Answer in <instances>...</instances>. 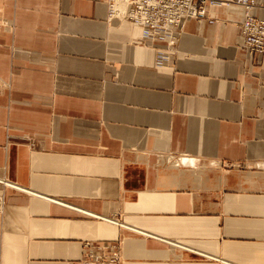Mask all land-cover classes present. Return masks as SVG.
Segmentation results:
<instances>
[{
	"label": "crops",
	"instance_id": "1",
	"mask_svg": "<svg viewBox=\"0 0 264 264\" xmlns=\"http://www.w3.org/2000/svg\"><path fill=\"white\" fill-rule=\"evenodd\" d=\"M207 13L170 53L104 0H0V264H264V57Z\"/></svg>",
	"mask_w": 264,
	"mask_h": 264
},
{
	"label": "built area",
	"instance_id": "2",
	"mask_svg": "<svg viewBox=\"0 0 264 264\" xmlns=\"http://www.w3.org/2000/svg\"><path fill=\"white\" fill-rule=\"evenodd\" d=\"M109 18L130 21L143 31L141 41L163 42L170 53L181 37L187 20L216 21L208 17V7L239 8L244 17L239 23L240 47L264 57V20L251 15L260 6L257 0H104ZM160 59H164V56ZM1 206V202H0ZM74 264H121L120 243H85L84 258Z\"/></svg>",
	"mask_w": 264,
	"mask_h": 264
},
{
	"label": "bare ground",
	"instance_id": "3",
	"mask_svg": "<svg viewBox=\"0 0 264 264\" xmlns=\"http://www.w3.org/2000/svg\"><path fill=\"white\" fill-rule=\"evenodd\" d=\"M0 211H1V206H0Z\"/></svg>",
	"mask_w": 264,
	"mask_h": 264
}]
</instances>
